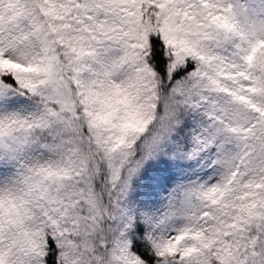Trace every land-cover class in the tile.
Wrapping results in <instances>:
<instances>
[{
	"label": "snow or ice",
	"instance_id": "6c2138e0",
	"mask_svg": "<svg viewBox=\"0 0 264 264\" xmlns=\"http://www.w3.org/2000/svg\"><path fill=\"white\" fill-rule=\"evenodd\" d=\"M0 264H264V0H0Z\"/></svg>",
	"mask_w": 264,
	"mask_h": 264
}]
</instances>
